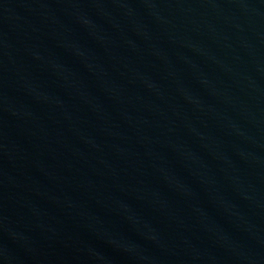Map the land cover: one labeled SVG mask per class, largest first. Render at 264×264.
Instances as JSON below:
<instances>
[{
	"label": "water",
	"instance_id": "water-1",
	"mask_svg": "<svg viewBox=\"0 0 264 264\" xmlns=\"http://www.w3.org/2000/svg\"><path fill=\"white\" fill-rule=\"evenodd\" d=\"M0 264H264V0H0Z\"/></svg>",
	"mask_w": 264,
	"mask_h": 264
}]
</instances>
